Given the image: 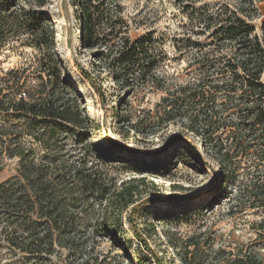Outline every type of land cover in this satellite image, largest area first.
Returning a JSON list of instances; mask_svg holds the SVG:
<instances>
[{"label":"rangeland","instance_id":"1","mask_svg":"<svg viewBox=\"0 0 264 264\" xmlns=\"http://www.w3.org/2000/svg\"><path fill=\"white\" fill-rule=\"evenodd\" d=\"M45 1L0 0V8L12 11L9 6L14 3L42 18L43 25L55 33L54 53L61 68L60 96L79 102L88 118V128L79 138L60 129L31 130L14 112L0 113V128L3 138L10 137L12 147L21 143L31 151L36 163L42 161L52 168L84 167L97 179L96 187L107 189L108 198L96 195L81 204L80 226L88 239L87 252L92 248L94 255L109 264H158L157 259L161 264H183L177 253H189L209 264L218 251L227 255L241 247H254L263 253L264 240L257 244L260 242L256 239L264 208L255 203L251 191L256 175L264 169L256 168L251 150L234 145L238 135L231 127L214 135L212 130H200L207 144L190 132L189 118L204 127L213 115L207 111L211 105L207 108L204 102L195 107L188 101H179L172 116H165L171 109L165 106V98L181 87L195 86L207 79L199 62L211 51L212 30L201 26L197 18L190 19L192 12L186 8L189 2L101 0L100 11L112 10L111 24L116 26V34L108 38L107 45L120 49L119 40L125 35L132 42L149 35L154 41V67L126 64L121 69L111 56L99 60V55L108 51L106 42L94 50L84 49L74 0ZM193 1L198 10L195 17L202 12L208 16L218 14L229 3ZM254 1V35L262 38L264 0ZM116 4L121 9L118 17L113 11ZM30 42L23 35L19 39L9 37L0 46V89H6L10 71L21 74L26 86L20 92L27 95L44 84L49 87L58 75L48 78L41 71L42 52ZM193 43L203 45L204 53H197ZM83 71L90 74L92 81ZM7 93L4 90L0 94V101H5ZM215 116L236 119L233 111ZM212 145L217 146V152H230L231 159L224 164L231 175L227 182L219 167L223 159L211 150ZM5 151L0 156V184L17 176L20 163ZM123 189L131 194L116 200L115 194ZM136 233L148 242L149 248L140 243ZM58 256L65 259L67 252H59ZM24 260L31 264L0 240V264H24Z\"/></svg>","mask_w":264,"mask_h":264},{"label":"trees","instance_id":"2","mask_svg":"<svg viewBox=\"0 0 264 264\" xmlns=\"http://www.w3.org/2000/svg\"><path fill=\"white\" fill-rule=\"evenodd\" d=\"M173 1L178 4L189 2L186 8L192 12L190 19L194 21L197 18L201 26L212 30L209 45L211 51L199 62L202 67L200 70L206 73V81L195 86L181 87L176 94L165 98V106L171 107L165 112L166 118L172 116V109L177 107L179 101H188L195 107L201 106L202 102L206 103L207 108L211 105L212 109L207 111L213 112V115L207 126L200 127L195 118H189L190 132L201 136L202 143H206L200 130H212L214 135L231 127L238 135L233 139L234 145L246 146L254 156L256 168L264 169V23L262 38L254 35L252 21L257 14L255 1L228 0L229 3L221 7L218 14L208 16L206 12H202L197 17L198 10L193 6L195 1ZM74 2L79 13L80 39L84 49L94 50L106 42L108 51L101 53L99 60L109 59L111 56L112 62L117 61L121 69L126 64L155 66L151 50L154 41L150 35L135 42L125 35L119 40L120 49L115 45H107L108 38L116 34V26L111 24L114 19L112 10L105 8L100 11L101 0ZM95 2L99 5L95 6ZM9 7L12 11L4 12L0 8V46L9 37L18 36L19 39L20 36H27L31 41L30 45L42 52L39 61L41 71L48 78L56 74L59 76L49 82V87L44 84L33 94L27 95L26 92H20L26 86L25 82L22 83L21 74L10 71L6 75L11 77L6 89H0V94L4 90L9 91L4 95L5 101H0V113L14 112L18 119L25 120V128L29 127L31 130L49 128L55 132L60 129L76 138L81 137L88 128V118L78 101H69L60 96L58 84L61 68L54 53L55 33L44 26V20L35 13L20 9L14 3ZM113 11H116V17L120 16L119 4L115 5ZM192 47L197 53H204L203 45L193 43ZM83 73L92 81L90 74L85 71ZM113 80L116 79L113 77ZM231 111L236 115L234 121L222 117L217 119L215 116V113ZM2 130L0 128V156L8 150V157L18 158L20 163L17 176L0 184V240L6 242L11 251L28 258L31 264H109L105 258L100 260L98 255H94L92 248L87 252L88 239L80 226L83 201L85 203L96 195L106 199L109 195L107 189L96 187L97 179H93V174L84 167L73 165L69 168L61 165L52 168L44 165L42 161L36 163L31 151H27L21 143L12 147L10 137H2ZM7 134L8 132L4 133ZM211 150H216L215 155L219 154L221 160L223 159L219 167L224 181L227 182L231 175L224 164L229 160L230 152H217V146L214 145ZM256 176L257 181L254 182L251 196L258 206L264 208V171ZM126 193L131 194V191L123 189L117 192L116 200H123ZM258 230L256 240L260 243L257 244H262L264 219ZM135 235L145 248H149L145 239L138 233ZM169 242L176 252L170 238ZM59 252H67L65 259L58 256ZM177 256L183 264H205L202 260L197 261L195 257H190L189 253H177ZM23 262L27 264L26 260ZM157 262L161 264L158 259ZM214 262L209 264H264V252L260 253L254 247H241L236 253L229 252L226 255L220 250L215 254Z\"/></svg>","mask_w":264,"mask_h":264}]
</instances>
